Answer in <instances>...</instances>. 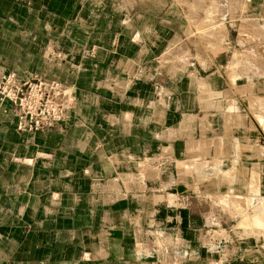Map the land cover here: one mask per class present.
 Here are the masks:
<instances>
[{
	"label": "crops",
	"instance_id": "0c3cea01",
	"mask_svg": "<svg viewBox=\"0 0 264 264\" xmlns=\"http://www.w3.org/2000/svg\"><path fill=\"white\" fill-rule=\"evenodd\" d=\"M7 72L73 108L27 132L0 104V264H264L206 203L259 198L264 0H0Z\"/></svg>",
	"mask_w": 264,
	"mask_h": 264
},
{
	"label": "built area",
	"instance_id": "2783aa9c",
	"mask_svg": "<svg viewBox=\"0 0 264 264\" xmlns=\"http://www.w3.org/2000/svg\"><path fill=\"white\" fill-rule=\"evenodd\" d=\"M5 101L13 106L16 128L27 132L57 128L73 108L70 88L46 74L22 77L15 72L1 73L0 104Z\"/></svg>",
	"mask_w": 264,
	"mask_h": 264
},
{
	"label": "rangeland",
	"instance_id": "374dc122",
	"mask_svg": "<svg viewBox=\"0 0 264 264\" xmlns=\"http://www.w3.org/2000/svg\"><path fill=\"white\" fill-rule=\"evenodd\" d=\"M256 113H258V114L255 117L260 120L261 126L263 128V132H264V109H262L261 107H258L256 109ZM258 161H259L258 158L254 161L253 160L248 161V165H250V167H252V170H251V172L248 170V174H246V176H245L246 179L249 181V184L251 183V185L254 186L253 192L255 194H257V197H259V198H255V200H254L255 202L248 203L249 198H247L245 205H241L240 201H239V199H241V197L233 196V198H231V202H230V199H229L230 195H226L225 199H228L226 201H225V199H224V201H221L219 198L216 199L215 197L214 198L210 197L208 199V201H206V203H208V205H210V204L217 205V207H219L220 209L222 208L221 214L224 218V221L222 222L223 228L226 224H229L237 233L246 234V237L249 236V238L253 239V241L255 239H256V241L260 239L261 243L264 245V164L262 167H260L259 166L260 164H258ZM260 162H262V160H260ZM253 167H257V168L254 169ZM235 177H236L235 179L237 181L241 180L240 174H237V175L235 174ZM242 180H243V178H242ZM258 191H260L262 195L258 196ZM262 197H263V199H262ZM232 201H237L238 203L234 202L232 204ZM229 203H231V204H229ZM234 204H236V205H234ZM230 205L231 206L233 205L234 207L236 206L235 208L233 206L231 207L232 210H234L235 212H236V210H235L236 208L238 211H240L239 212L240 215L235 217L236 219L231 221V222L228 219L230 217L231 213L228 214L227 209H226L227 206L230 207ZM239 206L240 207L242 206V207L240 208ZM238 207H239V209H238ZM235 212L233 214H235ZM242 219H244V220H242ZM246 219H248V220L246 221ZM239 223L242 225L241 227L238 225ZM254 235H256V236H254ZM261 249L264 252V248H261Z\"/></svg>",
	"mask_w": 264,
	"mask_h": 264
},
{
	"label": "bare ground",
	"instance_id": "6f19581e",
	"mask_svg": "<svg viewBox=\"0 0 264 264\" xmlns=\"http://www.w3.org/2000/svg\"><path fill=\"white\" fill-rule=\"evenodd\" d=\"M226 200H228V199H225V201H226ZM223 201H224V200H223ZM230 202H231V200H230ZM234 202H237V201H232V204H233ZM221 203H222V202H221ZM226 203H227V202H226ZM237 203H238V202H237ZM237 203H236V204H237ZM224 204H225V203H224ZM224 204H223V205H224ZM229 204H231V203H229ZM229 204H228V205H229ZM236 204H234V205H236ZM226 205H227V204H226ZM232 206H233V205H232ZM232 206L230 205V207H232ZM233 207H234V206H233ZM235 207H236V206H235ZM235 207H234V208H235ZM239 207H240V206H239ZM239 207H238V209H239ZM241 207H242V206H241ZM241 207H240V208H241ZM235 210H236V212L238 211L237 208H236ZM234 212H235V211L233 210V213H234ZM236 212H235V213H236ZM239 212H240V211H238L236 214H239ZM245 217H246V216H245ZM247 217H248V216H247ZM242 220H244V219H242ZM247 220H248V219H246V221H247ZM238 225H239L240 227L242 226L240 223H239Z\"/></svg>",
	"mask_w": 264,
	"mask_h": 264
}]
</instances>
